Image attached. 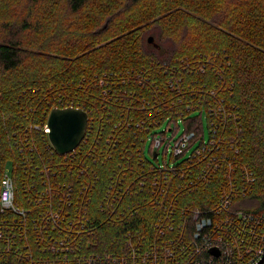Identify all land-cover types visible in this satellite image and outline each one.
<instances>
[{
    "label": "trees",
    "instance_id": "16d2710c",
    "mask_svg": "<svg viewBox=\"0 0 264 264\" xmlns=\"http://www.w3.org/2000/svg\"><path fill=\"white\" fill-rule=\"evenodd\" d=\"M170 78L181 82L172 89ZM143 99H157L152 114ZM70 106L88 123L75 150L58 154L44 128L52 108ZM162 120L198 134L205 120L225 124L224 153L254 176L232 208L264 214V0H0V181L10 165L14 203L25 211L0 212L16 233L9 245L23 251L28 243L38 256L46 208L71 224H100L83 237L101 254L126 249L127 231L150 236L153 206L131 213L153 197L151 174L144 189L138 181L153 167L147 139ZM191 162L171 183L182 185L184 201L206 207L218 180L189 192V167L204 165ZM116 184L131 193L112 215ZM6 243L0 225V264H27L4 252Z\"/></svg>",
    "mask_w": 264,
    "mask_h": 264
},
{
    "label": "built area",
    "instance_id": "2783aa9c",
    "mask_svg": "<svg viewBox=\"0 0 264 264\" xmlns=\"http://www.w3.org/2000/svg\"><path fill=\"white\" fill-rule=\"evenodd\" d=\"M180 82L181 78L168 80L172 89ZM151 100L154 104L157 101L143 99V110L147 109L148 114H152ZM190 109L195 110L192 105H187V110ZM221 109L222 104L218 106V110ZM198 110V114L203 112ZM207 110L211 115L210 106ZM169 123L168 120L158 122L154 125L157 128L155 131L158 132L147 139L155 162L149 171L141 172L138 185L140 190L144 189L148 179L147 173L151 174L149 186L153 197L150 200L146 196L141 202L137 201L135 205L140 206V209L131 213L144 212L147 205L153 206V212L156 211L157 215L152 221L153 233L150 236L142 235L139 231L133 238V233L127 231L126 249L101 254L94 249L97 246L93 241H84L85 236L94 235L100 224L92 222L87 226L85 223L88 217L84 219L85 223L71 224L70 219H56L58 213L52 214L46 208L40 214L46 216L42 219V230H45L47 238L36 249L38 256L33 255L28 243L23 251L9 245L16 233L11 228V221L0 218L7 241L3 251H13L16 257L17 252L21 253L27 264H264V214L246 211L241 206L232 208L234 200L250 190L248 187L254 182V176L244 161L224 153L227 147L221 144V139L224 138L220 135L226 134L228 128L225 124L220 128L218 123L211 120L207 123L205 120V128L198 134ZM46 125L44 131L48 133ZM143 125V119L136 124L141 127ZM232 146L231 143L230 147ZM214 151L223 154H215ZM234 152L236 153L237 149ZM160 154L161 163L157 162ZM195 157L202 159L204 165L193 170L189 167V173L193 174L194 178L189 179L186 186L188 191L196 188L199 183L209 185L213 178L218 180L213 192L214 198L207 201L206 207L194 206L192 200L184 201L185 193L177 192L182 185L171 183V174L182 177V162L186 160V163L191 164ZM115 188H118V195L109 198L113 207L112 215L119 210L123 196L131 193L130 185L116 184ZM58 199L64 200L60 197ZM68 204H71L70 201ZM9 210L17 215L25 214V211L14 203L13 180L9 172L5 171L0 181V212ZM121 210L120 216H123L125 208ZM15 221L14 218L13 222ZM54 230L64 235L56 239L49 233Z\"/></svg>",
    "mask_w": 264,
    "mask_h": 264
},
{
    "label": "water",
    "instance_id": "95a60500",
    "mask_svg": "<svg viewBox=\"0 0 264 264\" xmlns=\"http://www.w3.org/2000/svg\"><path fill=\"white\" fill-rule=\"evenodd\" d=\"M151 41V37L148 38ZM88 115L77 107H54L47 117L48 139L58 154L75 149L82 140Z\"/></svg>",
    "mask_w": 264,
    "mask_h": 264
},
{
    "label": "rangeland",
    "instance_id": "374dc122",
    "mask_svg": "<svg viewBox=\"0 0 264 264\" xmlns=\"http://www.w3.org/2000/svg\"><path fill=\"white\" fill-rule=\"evenodd\" d=\"M162 128H163V126H162ZM147 146H148V144H147ZM145 149H146V148H145ZM145 154H146V157H147L148 159H150L151 161L155 162L154 158H153L149 153H147V151H145ZM161 156H162V155L160 154L159 157L157 158V162H159V163L162 162V161H161ZM9 170H10V165H7L5 171L9 172Z\"/></svg>",
    "mask_w": 264,
    "mask_h": 264
}]
</instances>
